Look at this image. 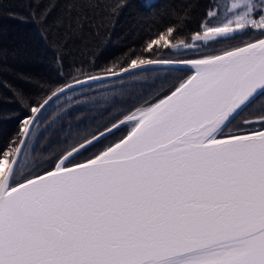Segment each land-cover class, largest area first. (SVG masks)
I'll return each instance as SVG.
<instances>
[{
  "label": "snow or ice",
  "instance_id": "snow-or-ice-1",
  "mask_svg": "<svg viewBox=\"0 0 264 264\" xmlns=\"http://www.w3.org/2000/svg\"><path fill=\"white\" fill-rule=\"evenodd\" d=\"M232 8L242 10L223 20L218 10L207 11L191 43L170 45L190 58L132 59L131 68L182 65L192 74L99 137L57 154L50 170L18 179L22 148L0 153V264H264V114L242 121L246 129L258 124L254 130L224 132L264 97V0ZM50 12L40 10L41 22ZM67 27H82L80 17ZM248 29L260 38L197 54ZM169 39H151L149 54ZM46 103L31 108L13 146L27 142ZM125 124L129 131L117 143L75 162Z\"/></svg>",
  "mask_w": 264,
  "mask_h": 264
},
{
  "label": "trees",
  "instance_id": "trees-1",
  "mask_svg": "<svg viewBox=\"0 0 264 264\" xmlns=\"http://www.w3.org/2000/svg\"><path fill=\"white\" fill-rule=\"evenodd\" d=\"M48 7L51 12L41 22L39 12ZM209 10H218L220 19L219 0H154L148 7L141 0H0V153L10 150L12 155L18 141L15 146L10 142L23 127L22 121L32 114L31 108L64 84L122 69L132 59L190 58L192 53L168 50L169 44L184 39L191 42ZM77 15L82 27L70 30L68 21ZM168 27L179 30L169 34ZM162 34L166 39L174 38L168 45H154L149 54L147 43ZM259 37L257 31L248 29L201 47L197 54L217 53ZM188 73L184 69L145 70L59 96L32 126L16 176L19 179L51 169L57 154L167 94ZM263 105L264 97H258L224 132L254 130L252 125L242 127V121L264 114ZM129 128L128 124L121 125L95 141L75 157V162L93 157Z\"/></svg>",
  "mask_w": 264,
  "mask_h": 264
},
{
  "label": "water",
  "instance_id": "water-1",
  "mask_svg": "<svg viewBox=\"0 0 264 264\" xmlns=\"http://www.w3.org/2000/svg\"><path fill=\"white\" fill-rule=\"evenodd\" d=\"M260 38V37H259ZM258 39V38H257ZM238 46H240V45H238ZM236 47V46H235ZM218 53V52H217ZM212 54H216V53H212ZM208 55V54H207ZM156 59H158V58H155V59H152V60H156ZM165 60H176V59H165ZM189 68H190V66H182V65H164V64H153V65H146V66H143V67H140V68H131L130 67V65H128V66H126V67H124L123 69H126V71H121V69H119V70H115V71H110V72H104V73H99V74H93V75H90V76H86V77H83V78H79V79H76V80H73V81H70V82H68V83H66V84H64V85H62V86H60V88H63L65 85H71V87H69V88H66L62 93H58L56 96H52V92L44 99V100H42V102L40 103V104H42V103H44L45 101H47V103L46 104H44V107H43V109L40 111V112H38L37 114H35V117H34V121H36L37 120V118L39 117V115L41 114V112L48 106V104H50L53 100H55L56 98H58L59 96H61V95H63V94H65V93H67V92H69V91H71V90H74V89H77V88H80V87H83V86H88V85H92V84H96V83H100V82H104V81H109V80H114V79H117V78H121V77H124V76H126V75H129V74H132V73H136V72H140V71H145V70H151V69H184V70H188L189 71V73L186 75V77L184 78V79H186L189 75H191L192 74V71L191 70H189ZM112 72H115V73H117V75H112L111 73ZM92 78V79H89V78ZM183 79V80H184ZM77 81H80L79 83H77ZM182 81V80H181ZM179 84V82L177 83V85ZM55 91V90H54ZM53 91V92H54ZM168 94V93H167ZM167 94H165V95H167ZM165 95H163V96H165ZM163 96L162 97H160V98H158V99H161V98H163ZM49 97H51L50 99H49ZM156 102V100L154 101V102H152V103H155ZM40 104L37 106V107H39L40 106ZM130 114V113H129ZM33 114H31L30 116H32ZM128 115V114H127ZM126 116V115H125ZM124 118V116L122 117V118H120V119H118L117 121H115L114 123H119V121L120 120H122ZM258 117H252V118H249V119H257ZM35 123V122H34ZM114 123H112V124H114ZM111 124V125H112ZM111 125H109L108 127H106V128H104V129H102L101 131H99V132H97L96 134H94L93 136H97V137H99V135H100V133L101 132H104L105 131V129H108V128H111ZM113 130H115V129H113ZM112 130V131H113ZM129 131V130H128ZM128 131L121 137V138H119V139H122L124 136H126L127 135V133H128ZM109 133H105V135L104 136H106V135H108ZM93 136H91V137H89L88 139H86V140H91L92 139V137ZM103 136V137H104ZM21 139H24V134L23 133H21ZM100 139V138H99ZM99 139H97V140H99ZM119 139L118 140H116V141H114L113 143H111L110 145H108L107 147H109V146H111V145H113V144H115V143H117L118 141H119ZM97 140H95V141H97ZM85 141V140H84ZM83 141V142H84ZM95 141H93V143L95 142ZM82 143V142H81ZM80 144V143H79ZM79 144L78 145H76L77 147L79 146ZM24 145L25 144H23V145H20V142L18 141V143H17V145L15 146V148H14V150H13V153H12V155L13 156H15L16 155V147H21L22 148V150H23V147H24ZM107 147H105L104 149H102L100 152H102V151H104ZM70 150V149H69ZM99 152V153H100ZM22 153V152H21ZM99 153H97V154H99ZM21 155V154H20ZM20 157V156H19ZM90 158H93V157H90ZM90 158H88V159H90ZM87 160V159H86ZM86 160H83V161H80V162H84V161H86ZM57 162V161H56ZM55 162V163H56ZM9 163H11V161H9ZM55 165V164H54ZM50 170V169H49ZM40 174V173H39Z\"/></svg>",
  "mask_w": 264,
  "mask_h": 264
},
{
  "label": "rangeland",
  "instance_id": "rangeland-1",
  "mask_svg": "<svg viewBox=\"0 0 264 264\" xmlns=\"http://www.w3.org/2000/svg\"><path fill=\"white\" fill-rule=\"evenodd\" d=\"M142 3L145 5V6H150L152 4V2L154 0H141ZM220 4H221V7H222V12L220 14V19L219 20H223L225 19L226 17L228 18H231L232 14L233 13H236L238 11H241L242 8H232V5H241L242 4V0H219ZM231 8V12H229V9ZM259 15L260 13H257L256 14V18L259 19ZM164 35L165 39H166V36L165 34H162ZM160 39V36L156 38V40H159ZM160 42H164L163 40H161ZM180 42H177V43H174V44H179ZM191 43V42H189ZM171 44H169V47H170ZM264 109V105L262 107Z\"/></svg>",
  "mask_w": 264,
  "mask_h": 264
},
{
  "label": "flooded vegetation",
  "instance_id": "flooded-vegetation-1",
  "mask_svg": "<svg viewBox=\"0 0 264 264\" xmlns=\"http://www.w3.org/2000/svg\"><path fill=\"white\" fill-rule=\"evenodd\" d=\"M251 117H254V116H249V117H246L245 119H249V118H251ZM245 119H243V120H245ZM242 121V120H241ZM259 127V125L258 124H253L252 126H251V128L252 129H256V128H258ZM18 178V177H17Z\"/></svg>",
  "mask_w": 264,
  "mask_h": 264
}]
</instances>
